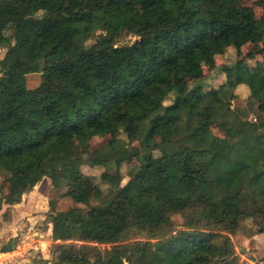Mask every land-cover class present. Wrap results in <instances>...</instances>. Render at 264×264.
I'll list each match as a JSON object with an SVG mask.
<instances>
[{
    "label": "trees",
    "instance_id": "16d2710c",
    "mask_svg": "<svg viewBox=\"0 0 264 264\" xmlns=\"http://www.w3.org/2000/svg\"><path fill=\"white\" fill-rule=\"evenodd\" d=\"M124 32L135 41L118 44ZM248 44L264 47V19L245 0H0V210L48 177L77 205L51 214L52 264H236L243 222L264 234V63L224 65L226 82L207 90L202 62ZM240 86L263 113L248 129L232 108ZM107 135L93 160L105 194L72 152ZM130 159L140 165L122 185ZM5 184L19 194L3 195ZM181 212L192 218L176 229Z\"/></svg>",
    "mask_w": 264,
    "mask_h": 264
},
{
    "label": "rangeland",
    "instance_id": "374dc122",
    "mask_svg": "<svg viewBox=\"0 0 264 264\" xmlns=\"http://www.w3.org/2000/svg\"><path fill=\"white\" fill-rule=\"evenodd\" d=\"M257 1L258 0H245V4L254 8L257 18L264 19V10L257 5ZM20 16L21 18H26L28 17V13H22ZM43 23L44 21L39 13L35 16L33 26L35 29H38ZM8 34H11V32ZM135 39L136 37L134 34L124 32L117 39V42L118 44L124 45L134 42ZM6 53L7 49H0V60L5 57ZM238 59L241 61V65L245 71L249 73L259 71L261 64L264 63V47L260 44H248L242 48L241 57L237 56V52L234 49H228L227 51H224V49H212V51L204 57L202 62L204 73L208 77L206 89L220 88V86L226 82V76L221 72L220 68L227 64H235ZM65 65L68 66L69 62L66 61ZM40 81V74H31L27 78V86L30 89H34L39 86ZM192 82L193 80L190 79V83ZM51 87L53 89L59 88L56 84H52ZM236 95L232 103V108L239 120L244 123L245 128L248 129L251 123H259L260 119L263 117V113L259 109L258 102L250 97V91L245 86H240L236 90ZM212 130L215 135L224 137L219 127L213 126ZM120 138L128 148L140 147L139 141L129 140L124 133ZM111 140V135L104 137L93 136L85 142H78L76 149L72 152V158L82 164V172L86 175L95 177L98 187L105 194H107L110 189V186L105 184L101 179L106 169L104 167L93 166V160L96 151L108 145ZM156 140L161 143L163 138L158 134ZM159 154V152L155 153L156 156ZM139 165L136 159H130L124 162L121 168L124 177L122 185H126L129 182L130 171L138 169ZM6 178V175H0V185L3 184ZM41 188L45 191V196H39V190ZM19 191L20 187L13 184H5L3 186V195L5 196H17ZM33 191H37V194L32 198V202L37 200V203L34 204L32 217L37 216L38 219H35L33 223H31V221L28 222L26 220L27 218L22 219V222L24 221V229L13 231L11 228L7 227L1 228L2 230H0V250L9 242L16 245V248L10 253H13L17 259H9L4 264H18L19 262L22 264H32L33 261L38 262L41 259L52 262L58 252L55 250L56 244L53 241L52 233H50V228L52 230V224H50L51 214L60 211H68L77 206L73 199L68 196L69 189L67 184L60 188H55L52 186L51 180L48 179L41 184L40 188H34ZM91 197L94 199L93 205H98L100 203L97 190L92 191ZM12 215L13 206L9 207L8 205H4L3 209L0 210V222H7L11 219ZM191 218L192 212H181L172 216L176 229L185 228ZM30 226H34V230L29 235L27 234V228ZM258 232L259 227L257 222L254 220H246L243 222L241 231L232 237L238 255L236 264H264V234H258ZM35 233H39L42 236L35 235ZM39 239L46 242L39 244V248L43 249V251L33 248L36 241ZM18 251L22 253L20 255L15 254ZM252 256L255 257V260L252 259ZM8 257L11 258L9 255L7 257L1 256L0 262Z\"/></svg>",
    "mask_w": 264,
    "mask_h": 264
},
{
    "label": "crops",
    "instance_id": "0c3cea01",
    "mask_svg": "<svg viewBox=\"0 0 264 264\" xmlns=\"http://www.w3.org/2000/svg\"><path fill=\"white\" fill-rule=\"evenodd\" d=\"M49 178L48 177H44L43 180L35 187V189L40 188L41 184H43L45 181H47ZM50 180V179H49ZM45 191L43 190V188H41L39 190V196H45ZM37 194V191H32L29 194H26L23 196V198H21L19 201H17L15 203V205H13V215L11 216V219H9L7 222H0V230H2L3 228H11L13 231H17L19 229H24V221L22 222V219L27 218L26 220L29 222L31 221V223H33V221L35 219H38L37 216L32 217V211L34 209V204L37 203V200L35 202H32V198L35 197V195ZM2 228V229H1ZM26 228V227H25ZM28 233L27 234H31V232L34 230V226H30L29 228H27ZM50 233H52V230L50 228ZM38 236H42L39 233H35V235ZM14 237V236H12ZM41 243H46L45 241L42 240H37L35 246L33 247L34 249H41L39 248V244ZM31 245V244H30ZM43 251V249H41ZM22 252L18 251L15 254L20 255ZM9 256L12 258V260H14L16 257L13 253H9ZM17 259V258H16ZM36 261H33V263H35ZM18 264H22V263H18Z\"/></svg>",
    "mask_w": 264,
    "mask_h": 264
},
{
    "label": "water",
    "instance_id": "95a60500",
    "mask_svg": "<svg viewBox=\"0 0 264 264\" xmlns=\"http://www.w3.org/2000/svg\"><path fill=\"white\" fill-rule=\"evenodd\" d=\"M15 248H16V245L9 242L6 246H3L0 251H1V253H10ZM252 259L255 260V257L252 256ZM50 264H52V262H50Z\"/></svg>",
    "mask_w": 264,
    "mask_h": 264
},
{
    "label": "built area",
    "instance_id": "2783aa9c",
    "mask_svg": "<svg viewBox=\"0 0 264 264\" xmlns=\"http://www.w3.org/2000/svg\"><path fill=\"white\" fill-rule=\"evenodd\" d=\"M8 255H9V253H0V257L1 256L7 257ZM9 259H12V258L8 257V258L4 259L2 262H0V264L6 263V261L9 260Z\"/></svg>",
    "mask_w": 264,
    "mask_h": 264
}]
</instances>
